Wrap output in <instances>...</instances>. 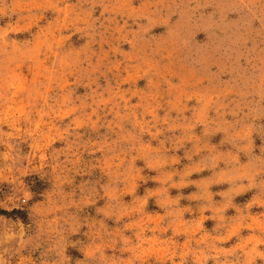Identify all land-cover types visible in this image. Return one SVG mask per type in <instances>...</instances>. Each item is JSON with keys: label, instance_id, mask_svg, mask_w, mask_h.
<instances>
[{"label": "rangeland", "instance_id": "374dc122", "mask_svg": "<svg viewBox=\"0 0 264 264\" xmlns=\"http://www.w3.org/2000/svg\"><path fill=\"white\" fill-rule=\"evenodd\" d=\"M0 264H264V0H0Z\"/></svg>", "mask_w": 264, "mask_h": 264}, {"label": "trees", "instance_id": "16d2710c", "mask_svg": "<svg viewBox=\"0 0 264 264\" xmlns=\"http://www.w3.org/2000/svg\"><path fill=\"white\" fill-rule=\"evenodd\" d=\"M0 214H5V212L0 210Z\"/></svg>", "mask_w": 264, "mask_h": 264}]
</instances>
